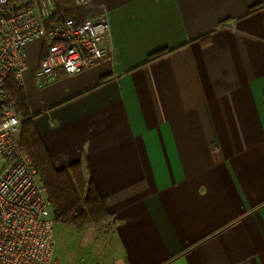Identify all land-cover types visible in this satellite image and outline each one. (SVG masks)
Returning <instances> with one entry per match:
<instances>
[{
	"label": "crops",
	"instance_id": "crops-1",
	"mask_svg": "<svg viewBox=\"0 0 264 264\" xmlns=\"http://www.w3.org/2000/svg\"><path fill=\"white\" fill-rule=\"evenodd\" d=\"M17 3L57 22L56 0ZM102 13L107 59L39 87L35 40L19 81L55 166L80 164L107 203L103 226H79L88 264H264V0H91L76 16Z\"/></svg>",
	"mask_w": 264,
	"mask_h": 264
},
{
	"label": "built area",
	"instance_id": "built-area-1",
	"mask_svg": "<svg viewBox=\"0 0 264 264\" xmlns=\"http://www.w3.org/2000/svg\"><path fill=\"white\" fill-rule=\"evenodd\" d=\"M0 0V264H61L56 256L52 203L38 170L19 142L22 118L5 92L11 74L22 81L27 45L48 43L36 73L47 86L59 70L79 74L110 56L103 43L111 36L107 13L77 23L72 18L46 25L33 5ZM91 0H76L88 5Z\"/></svg>",
	"mask_w": 264,
	"mask_h": 264
},
{
	"label": "trees",
	"instance_id": "trees-1",
	"mask_svg": "<svg viewBox=\"0 0 264 264\" xmlns=\"http://www.w3.org/2000/svg\"><path fill=\"white\" fill-rule=\"evenodd\" d=\"M56 5L57 22L67 18L77 23L85 21L77 19L76 14L85 5L78 4L76 0H56ZM5 92L13 101L16 113L22 118L19 142L38 170L39 179L52 203L55 222L84 226L106 217L107 203L93 181H87L82 166L78 163L68 169L55 166L41 134L29 117L26 95L14 74L8 78Z\"/></svg>",
	"mask_w": 264,
	"mask_h": 264
},
{
	"label": "rangeland",
	"instance_id": "rangeland-1",
	"mask_svg": "<svg viewBox=\"0 0 264 264\" xmlns=\"http://www.w3.org/2000/svg\"><path fill=\"white\" fill-rule=\"evenodd\" d=\"M106 217L96 221L88 222L90 230L97 227L95 223L104 225ZM93 231V230H92ZM56 256L61 264H88L91 262L93 245L91 243V232H85L83 228L75 224H64L55 222ZM67 242L69 249L66 250Z\"/></svg>",
	"mask_w": 264,
	"mask_h": 264
}]
</instances>
